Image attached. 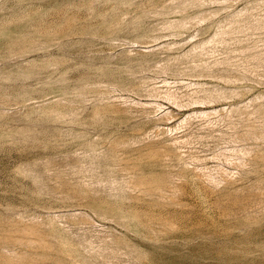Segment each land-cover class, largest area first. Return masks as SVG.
Instances as JSON below:
<instances>
[{"label":"rangeland","instance_id":"1","mask_svg":"<svg viewBox=\"0 0 264 264\" xmlns=\"http://www.w3.org/2000/svg\"><path fill=\"white\" fill-rule=\"evenodd\" d=\"M0 29V264H264V0H0Z\"/></svg>","mask_w":264,"mask_h":264},{"label":"bare ground","instance_id":"2","mask_svg":"<svg viewBox=\"0 0 264 264\" xmlns=\"http://www.w3.org/2000/svg\"><path fill=\"white\" fill-rule=\"evenodd\" d=\"M124 1H125V0H124ZM24 23H25V22H24ZM15 26H16V25H15ZM15 26H14V27H15ZM18 26H19V25H18ZM14 27H13V28H14ZM19 27H20V26H19ZM11 28H12V26H11ZM13 28H12V30H13ZM24 28H25V27H24ZM5 29H6V28H5ZM5 29H4V30H5ZM16 29H18L17 26H16ZM19 29H20V28H19ZM22 29H23V26H22ZM0 30H1V29H0ZM7 30H8V28H7ZM9 30H10V29H9ZM9 30H8V31H9ZM12 30H10V31H12ZM20 30H21V29H20ZM2 31H3V30H2ZM2 31H1V32H2ZM1 32H0V35L2 36L3 34H2ZM16 32L19 33L18 31H16ZM21 32H22V30H21ZM5 33H6V32H5ZM7 33H8V32H7ZM9 34H10V33H9ZM9 34H8V35H9ZM48 34H49V33H48ZM58 34H59V33H58ZM8 35H7V36H8ZM14 35H15V34H14ZM20 35H23V34L20 33ZM51 35H52V34H51ZM60 35H61V34H60ZM60 35H59V36H60ZM63 35H64V34H63ZM3 36H5V35H3ZM3 36H2V37H3ZM24 36H25V35H24ZM24 36H23V37H24ZM46 36H47V35H46ZM15 37H16V36H15ZM23 37H22L23 40L26 39V38H23ZM25 37H27V36H25ZM47 37H48V36H47ZM52 37H53V36H52ZM4 38H5V37H4ZM13 38H14V37H13ZM9 39H10V38H9ZM14 39H16V38H14ZM22 39H21V41H22ZM46 39H47V38H46ZM26 41H28V40H26ZM25 43H26V42H25ZM25 73H26V75H27V72H25ZM53 77H54V76H53ZM60 77H62V76H60ZM55 78H56V77H55ZM56 79H58V78H56ZM61 79H63V77H62ZM51 80H52V79H51ZM58 80H59V79H58ZM63 80H64V79H63ZM53 81H54V80H53ZM55 81H56V80H55ZM51 82H52V81H51ZM56 82H57V81H56ZM64 82H65V81H64ZM48 84H49V83H48ZM49 85H51V84H49ZM56 103H57V101H56ZM53 104H54V103H53ZM57 104L59 105V103H57ZM60 105H61V103H60ZM56 106H57V105H56ZM52 107H54V106H52ZM62 107H64V106H62ZM50 108H51V107H50ZM64 108H66V107H64ZM48 109H49V108H48ZM48 109L46 110L47 112H48ZM50 110L53 111V112H55V111H54L55 109H50ZM50 110H49V111H50ZM61 110H62V109H61ZM67 110H68V109H67ZM51 111H50V112H51ZM56 111H57V110H56ZM58 111H59V110H58ZM63 111H64V110H63ZM68 111H69V110H68ZM59 112H60V111H59ZM59 112H57V113L55 112V113L58 114ZM71 112H72V111H71ZM55 113H53V114L55 115ZM60 113H61V112H60ZM62 113H63V112H62ZM64 113H66V112L64 111ZM72 113H73V112H72ZM202 113H205V112H202ZM51 114H52V113H51ZM51 114H49V115H51ZM58 115H59V114H58ZM61 115H62V114H61ZM61 115H60V116H61ZM63 115H65V114H63ZM63 115H62V116H63ZM66 115H67V113H66ZM66 115H65V118H67ZM51 116H52V115H51ZM70 116L73 117V115H70ZM70 116L68 115L69 118H70ZM55 117H56V116H55ZM57 117H58V116H57ZM60 118H61V117H60ZM62 118H63V117H62ZM65 118H63V119H65ZM71 120H72V119H71ZM67 122H70V121L68 120ZM253 130H254V129H253ZM250 132H252V131H250ZM263 132H264V131H263ZM263 132H261V134H262ZM5 133H6V131H5ZM8 133H9V132H8ZM253 133H254V131L252 132V135H253ZM3 134H4V133H3ZM255 134H256V132L254 133V136L257 135V134L255 135ZM8 135H9V134H7L6 136H8ZM249 135H250V133H249ZM252 135H251V136H252ZM263 135H264V134H263ZM263 135H261V136L259 135V136L262 138ZM3 137H4V135H3ZM260 137H259V138H260ZM262 156H263V155H262ZM257 157L262 158V157H260V154H259ZM263 157H264V156H263ZM255 158H256V156H255ZM178 159H180V157H178ZM178 159H177V160H178ZM253 159H254V157H253ZM255 160H258V158H256ZM259 160L262 161V160H264V158L259 159ZM180 161H182V159H180V160L178 161V163H179ZM129 162H131V161H129ZM134 162H135V161H134ZM174 162H175V161H174ZM182 162L184 163V161H182ZM182 162H181V163H182ZM254 162H255V161H254ZM126 163H127V162H126ZM140 163H141V162H140ZM154 163H155V162H154ZM156 163H157V162H156ZM251 163H252V161L250 162V164H251ZM263 163H264V162H263ZM138 164H139V163H138ZM147 164H148V163H147ZM147 164H146V165H147ZM152 164H153V163H152ZM157 164H158V163H157ZM162 164H163V163H162ZM173 164H174V163H173ZM253 164H255V163H253ZM126 165H127V164H126ZM131 165H132V167H133V164H131ZM154 165H155V164H154ZM183 165H184V164H183ZM256 165H257V161H256ZM128 166H129V165H128ZM140 166H141V165H140ZM150 166H151V165H150ZM155 166H156V165H155ZM155 166H154V167H155ZM171 166H172V164H171ZM175 166H176V165H175ZM178 166H180V165H178ZM250 166H251V168L254 167L253 165H250ZM258 166H259V165H258ZM258 166H257V167H258ZM129 167L131 168V166H129ZM138 167H139V166H138ZM138 167H137V168L135 167V169H138ZM143 167H145V166L143 165ZM147 167H148V166H147ZM147 167H145V169H147ZM259 167H260L261 170H264V168H263L264 166H261V165H260ZM259 167H258V168H259ZM141 168H142V166H141ZM152 168H153V167H152ZM249 168H250V167H249ZM258 168H255V169L257 170ZM262 168H263V169H262ZM143 169H144V168H143ZM255 169H254V170H255ZM139 170H141V169H139ZM258 170H259V169H258ZM245 172H246V174H247L248 170L245 171ZM249 172L251 173L252 171L250 170ZM249 172H248V173H249ZM254 172H255V171H254ZM254 172H253V173H254ZM258 172L260 173V171H258ZM258 172H257V173H258ZM254 174H255V173H254ZM256 176H257V174H256ZM261 176H262V175H261ZM263 176H264V175H263ZM152 177H153V176H152ZM151 179H152V178H151ZM260 179H262V177L259 178V180H258V181H260V183H262L263 180H260ZM263 179H264V177H263ZM149 180H150V179H149ZM256 180H257V178H256ZM151 181H152V180H150V182H151ZM153 181H154V180H153ZM256 182H257V181H256ZM260 183H258V184H260ZM261 186H262V184H261ZM263 188H264V187H263ZM151 191H152V190H151ZM155 191H156V190H155ZM162 191H163V189H162ZM155 193H156V192H155ZM157 193H158V192H157ZM161 193H162V192H161ZM161 193H160V194H161ZM158 194H159V193H158ZM108 212H109V213H110V212L112 213V212H114V210H112V211L110 210V211H108ZM109 213L106 212V214H109ZM115 213H117V212L115 211ZM118 213H119V211H118ZM118 213L115 214V215H118ZM112 214H113V213H112ZM112 214H111V215H112ZM121 214H122V213H121ZM106 216H108V215H106ZM106 216H105V217H106ZM119 216L122 217L121 215H119ZM117 217H118V216H117ZM117 217H116V218H117ZM124 218H125V217H124ZM117 219H118V218H117ZM121 221H123V218L121 219ZM26 238H27V237H26ZM15 240H16V239H15ZM24 240H25V239H24ZM31 240H32V239H31ZM26 241H28V239L25 240V242H26ZM29 241H30V240H29ZM36 241H37L38 243H41V242H39L40 240H37V239H36ZM12 242H13V241H12ZM12 242H11V243H12ZM33 242H34V241H33ZM13 243H14V242H13ZM16 243H17V242H16ZM19 244H20V243H19ZM28 244H30V243H28ZM31 244H32V243H31ZM21 245H22V244H21ZM24 246H26V245H24ZM28 246H29V245H28ZM104 251H105V250H104ZM44 252H45V251H44ZM43 254H44V253H43ZM47 254H48V253H47ZM39 256H40V255H39ZM41 256H42V255H41ZM41 256H40V258H41ZM44 256H45V255H44ZM45 257H46V256H45ZM45 257H44V258L42 257V258L45 259ZM47 257H48V256H47ZM75 257H76V256H75ZM77 258H79V256H78ZM82 258H83V257H82ZM82 258H81V259H82ZM49 259H51V258H49ZM74 259H75V258H74ZM4 260H6V259H4ZM4 260H3V261H4ZM41 260H42V259H41ZM45 260H47V259H45ZM45 260H43V261L47 263L48 260H47V261H45ZM51 260H52V259H51ZM51 260H50V261H51ZM59 260H61V259H58V261H59ZM79 260H80V259H79ZM82 260H86V259H82ZM8 261H9V260H8ZM52 261H53V260H52ZM52 261H51V262H52ZM44 262H43V263H44ZM48 262H49V261H48ZM53 262H54V261H53ZM56 262H57V261H56ZM61 262H63V260H62ZM74 262H75V260H74ZM79 262H80V261H79ZM79 262H78V263H79ZM81 262H82V261H81ZM81 262H80V263H81ZM84 262H86V261H84ZM4 263H6V262L4 261ZM13 263H15V262H13ZM40 263H41V262H40ZM54 263H55V262H54ZM19 264H20V263H19ZM44 264H45V263H44ZM51 264H52V263H51ZM81 264H84V263L82 262Z\"/></svg>","mask_w":264,"mask_h":264}]
</instances>
